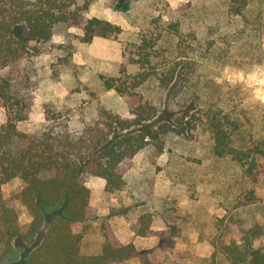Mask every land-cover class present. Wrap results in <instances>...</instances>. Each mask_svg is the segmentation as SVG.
I'll return each mask as SVG.
<instances>
[{"label": "rangeland", "instance_id": "1", "mask_svg": "<svg viewBox=\"0 0 264 264\" xmlns=\"http://www.w3.org/2000/svg\"><path fill=\"white\" fill-rule=\"evenodd\" d=\"M106 4L107 0H96L87 17L120 26L123 32L118 37H95L84 43L81 29L60 25L50 41L31 42L27 58L0 69V78L9 80L30 99L31 113L19 125L21 131L35 134L47 125L61 123L78 135L97 120L101 109L132 117L128 99L105 91L101 77H117L124 68L128 74L135 73L137 68L128 66L127 59L138 46L140 35L164 33L170 13L174 21H181L179 36L167 38L154 60L159 64L171 52H178V47L190 46L195 61L191 66L196 67L178 70L171 96L176 112L202 104L232 110L244 122L264 116V41L258 26L264 21V0L251 1L246 20L229 16L226 0H136L127 9ZM3 118L5 112L0 108V121ZM184 134L168 136L162 153L155 144L140 151L124 189L117 194L106 196L105 181L87 179L98 217L84 241L83 254L99 252L109 235L118 241L132 239L141 250H151L157 264H210L216 220L226 216V200L239 193L238 186L231 190L227 186L237 185L241 178L233 164L215 161L207 136ZM20 185L15 179L4 185L2 192L8 204L18 210L23 228L29 221L27 209L11 200ZM144 214L152 216L154 232L168 226L178 228L173 247L163 251L156 236L132 235ZM239 215L246 223L234 226L226 240H240L249 234L256 247L264 244V201ZM42 236L43 232L32 240L15 239L12 245L18 255L7 258L0 246V264L24 257Z\"/></svg>", "mask_w": 264, "mask_h": 264}, {"label": "trees", "instance_id": "2", "mask_svg": "<svg viewBox=\"0 0 264 264\" xmlns=\"http://www.w3.org/2000/svg\"><path fill=\"white\" fill-rule=\"evenodd\" d=\"M95 1L0 0V69L27 58L31 53L29 44L50 41L60 25L81 29L84 43H91L95 37H118L123 32L120 26L87 17ZM135 1L107 0L106 5L127 9ZM226 1L229 16L246 18L252 0ZM168 17L164 33L140 35L138 46L127 59L128 66L137 68L135 73L128 74L124 68L117 77H101L105 91H115L128 99L130 118L101 109L97 120L78 135L61 123L29 134L19 129L31 113L29 97L16 91L9 80L0 78V108L5 112V122L0 124L2 256L18 255L12 245L15 239L32 240L43 232L41 240L24 257L11 258L12 264H157L151 250H139L134 243L122 244L109 235L99 252L82 253L83 242L98 217L86 181L101 178L105 181L104 194H117L124 189L125 178L140 151L155 144L162 153L168 136L184 133L207 136L215 161L233 164L241 178L237 185L227 186V190L238 186L239 193L226 200L223 207L227 214L216 220L210 264H264V244L256 247L252 235L226 240L234 226L246 223L239 215L241 210L264 201V116L244 122L232 110L202 104L176 112L171 96L178 70L196 67L191 66L195 61L190 46L178 47V52H171L159 64L155 62L163 43L172 36L177 38L182 27L181 21H174L173 13ZM258 26L264 41V21L260 20ZM15 179L21 185L11 200L25 207L29 216L23 228L18 210L8 204L2 192V187ZM139 221L136 235L154 234L163 251L173 247L179 237L176 226L154 232L149 214L141 215Z\"/></svg>", "mask_w": 264, "mask_h": 264}, {"label": "crops", "instance_id": "3", "mask_svg": "<svg viewBox=\"0 0 264 264\" xmlns=\"http://www.w3.org/2000/svg\"><path fill=\"white\" fill-rule=\"evenodd\" d=\"M4 121H5V118H3V119L0 121V124L4 123ZM91 179H101V178L92 177ZM101 180L104 181L103 179H101ZM103 183H104V182H103ZM104 188H105V187H104ZM90 203H91V205H92L93 207H97L96 203H94V202L92 201V198H91ZM97 209H98V208H97ZM124 228H127L126 224H124ZM126 230H127V229H126ZM128 230H129V229H128ZM130 231H131V230H130ZM132 235L136 236L137 238H138V237L140 238V236L135 235L134 233H132ZM151 235L155 236L154 234H151ZM156 237H157V236H156ZM142 238H144V237H142ZM157 238H158V237H157ZM119 239H120V238H119ZM84 241H85V240H84ZM120 241H121L122 244L134 243L135 246H136L139 250H141V249L137 246L136 242L133 241L132 239H131V240H126V241H124V239H120ZM84 243H85V242H83V245H84ZM83 245H82V251H83ZM93 254H95V253H93Z\"/></svg>", "mask_w": 264, "mask_h": 264}]
</instances>
